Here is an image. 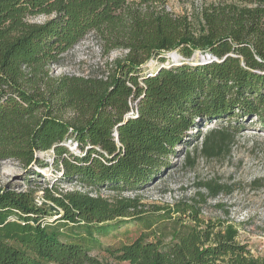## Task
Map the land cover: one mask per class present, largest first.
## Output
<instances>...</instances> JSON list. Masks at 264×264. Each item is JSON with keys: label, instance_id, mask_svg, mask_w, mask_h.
I'll list each match as a JSON object with an SVG mask.
<instances>
[{"label": "trees", "instance_id": "1", "mask_svg": "<svg viewBox=\"0 0 264 264\" xmlns=\"http://www.w3.org/2000/svg\"><path fill=\"white\" fill-rule=\"evenodd\" d=\"M251 2H211L194 19L168 0H0V162L17 161L28 182L0 187V264H264L238 224L181 203L160 217L170 232L107 245L112 260L88 244L141 219L139 197L124 194L161 180L183 147L185 164H194V153L229 149L249 119L264 131V0ZM89 33L106 54L127 50L113 73L53 77ZM151 59L163 64L151 71ZM218 121L191 145L194 130ZM47 151L64 180L116 197L55 186L40 204L31 178L44 176L49 162L38 153ZM69 224L87 238L66 236Z\"/></svg>", "mask_w": 264, "mask_h": 264}, {"label": "rangeland", "instance_id": "2", "mask_svg": "<svg viewBox=\"0 0 264 264\" xmlns=\"http://www.w3.org/2000/svg\"><path fill=\"white\" fill-rule=\"evenodd\" d=\"M218 1L252 4L251 0H168V8L176 14H187L195 19L205 4ZM44 19L42 16L35 18L36 21ZM119 55V51L104 53L101 42L93 33H89L64 55L63 63L53 67L51 74L56 78L69 74L106 79L113 73L114 60ZM166 57L168 59L165 64H172L169 53ZM199 58L200 54L197 52L196 59ZM162 64L160 60L151 59L147 66L154 71ZM71 115L72 113H68L66 116ZM253 121L248 120L247 130L235 137L229 149L210 156L194 153L195 163L185 164L186 148L183 147V153L173 158L175 167L161 180L144 191L126 192L124 196L139 197L138 208L143 210L141 219L134 218L121 223L118 229L106 237L95 235L88 243L91 254L101 261L112 260L104 251L107 245L130 243L143 233L150 235V240L155 239L156 235L153 233L160 235L162 232L160 236H163L172 230L173 224L169 219L161 220L160 217L168 212L167 206L173 209L181 203L200 208L203 217H221L238 224L241 229L240 240L250 246L254 255L264 257V131H260ZM219 125V121L205 124L200 135L194 130V135L198 137L193 138L191 145L200 144L202 135ZM69 146L73 152H79L75 144ZM38 156L49 162L47 167L39 169L44 175L42 178H31V183L38 187L36 198L40 204L44 202V190L55 186L63 191L81 190L109 200L116 197V194L108 189L95 190L82 186L78 181L64 180L53 164L54 159L50 151L38 153ZM26 175L27 172L17 161L0 162V187L26 190ZM209 185L220 186V194L213 196ZM57 216L53 215L48 221L55 220ZM157 219L161 221L154 223ZM148 222L152 224L150 230L146 228ZM62 230L66 236L82 234L83 238H87L85 233L72 224Z\"/></svg>", "mask_w": 264, "mask_h": 264}, {"label": "built area", "instance_id": "3", "mask_svg": "<svg viewBox=\"0 0 264 264\" xmlns=\"http://www.w3.org/2000/svg\"><path fill=\"white\" fill-rule=\"evenodd\" d=\"M127 50H124L123 52L122 51H119L120 55L119 56H122L124 53H126ZM68 53V52H67ZM123 53V54H122ZM240 234H241V229H240Z\"/></svg>", "mask_w": 264, "mask_h": 264}]
</instances>
